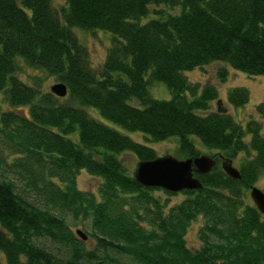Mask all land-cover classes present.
<instances>
[{"label": "trees", "instance_id": "obj_1", "mask_svg": "<svg viewBox=\"0 0 264 264\" xmlns=\"http://www.w3.org/2000/svg\"><path fill=\"white\" fill-rule=\"evenodd\" d=\"M54 1L0 0V168L14 179L0 176L6 263L104 264L102 254L114 252L136 264H264V215L249 197L264 175V103L256 107L262 121L242 125L209 112L217 90L199 94L186 76L215 62L264 76V0H62L59 8ZM151 7L180 13L147 20ZM77 30L112 35L100 70ZM19 60L56 77L67 96L22 82ZM155 83L168 87L170 100L150 96ZM227 100L242 108L249 93L234 89ZM87 108L150 143L178 138L179 160L201 156L199 142L218 153L217 165L195 175L201 190L172 204L177 194L142 187L119 159L152 161L155 151ZM220 156H244L239 180L223 172ZM82 171L100 181L97 195L78 188ZM68 217L89 223L94 248ZM194 226L197 249L187 243Z\"/></svg>", "mask_w": 264, "mask_h": 264}, {"label": "rangeland", "instance_id": "obj_2", "mask_svg": "<svg viewBox=\"0 0 264 264\" xmlns=\"http://www.w3.org/2000/svg\"><path fill=\"white\" fill-rule=\"evenodd\" d=\"M54 5L59 8L63 5L62 0H55ZM149 19L165 17L167 14H179L180 7L175 9H169L167 7L156 8V12H161L155 14V8L151 7ZM77 35L81 41L85 44L88 49L90 61L95 70H100L107 55L108 48L111 44V34L96 31V32H86L77 30ZM19 79L29 86H36L44 93H50L51 87L56 84L61 83L56 77L50 76L46 72L27 66L22 60H19ZM224 69L226 71L225 76L220 75V70ZM187 79L191 86H196L198 93L204 89L206 86H213L217 92L218 97L210 104L209 112H220L223 114H228L234 120L242 125H245L249 120L262 121L257 113L256 107L264 103V76L250 77L244 73L235 71L224 65L222 63H211L203 68L195 69L191 72L186 73ZM243 88L249 93V102L242 108H234L228 103L227 96L228 93L234 89ZM148 92L153 99L168 101L171 99V93L168 87L162 83H155L149 87ZM64 100V99H63ZM2 97L0 95V106ZM138 106L137 101H133L132 105ZM5 107H3V110ZM86 111L96 120L102 122L103 124L116 129L120 133L126 135L136 143L147 146L154 150L157 157H164L166 155L173 156L177 158L178 154V138H172L169 141L150 143L145 135L141 133H129L123 131L119 127L113 125L112 123L104 120L97 110L87 108ZM263 127H264V122ZM196 147L198 148L201 155H207L210 157L218 156L216 151H209L204 148L199 142H196ZM244 156H239L238 159L232 161L233 167L239 168L241 160ZM124 171L129 176H134L137 165L140 162L139 159L132 153H123L119 157ZM221 165V161L220 164ZM0 176L6 178H12L9 173L4 169L0 168ZM13 179V178H12ZM14 180V179H13ZM78 188L81 191L92 193L97 195L98 188L100 187V181L96 178L88 175L85 171H82L78 177ZM18 185L19 183L16 182ZM254 187L264 191V175L260 180L254 185ZM157 195L162 196V193H157ZM183 196L178 193L177 196H172L170 201L172 204L179 203L183 200ZM251 200V199H250ZM68 224L70 225L73 233L76 235V231L80 230L87 234L90 232L89 223H81L79 221L73 220L72 217H68ZM85 246L87 248H94V242L92 240H86ZM187 243L191 249H197L200 247V241L198 238V227L194 226L190 230L187 236ZM102 261L104 264H136L128 256L120 255L114 252H109L107 255L102 254ZM0 264H7L4 256L0 253Z\"/></svg>", "mask_w": 264, "mask_h": 264}, {"label": "water", "instance_id": "obj_3", "mask_svg": "<svg viewBox=\"0 0 264 264\" xmlns=\"http://www.w3.org/2000/svg\"><path fill=\"white\" fill-rule=\"evenodd\" d=\"M58 98H65L68 94L67 86L59 83L51 87L50 91ZM223 172L233 180L240 179V172L233 167L229 159L219 157ZM217 165L215 158L201 155L197 158L177 159L166 155L157 157L152 161H140L134 173V180L144 188L161 189L168 193L178 194L184 191H197L202 189V183L195 175H207ZM249 197L257 210L264 215V191L252 187ZM76 236L83 241L88 236L80 230Z\"/></svg>", "mask_w": 264, "mask_h": 264}]
</instances>
